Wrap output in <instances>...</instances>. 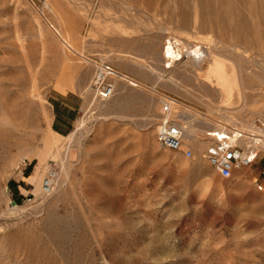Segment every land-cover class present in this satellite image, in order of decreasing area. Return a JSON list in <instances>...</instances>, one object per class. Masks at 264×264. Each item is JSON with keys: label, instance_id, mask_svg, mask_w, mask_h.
Listing matches in <instances>:
<instances>
[{"label": "rangeland", "instance_id": "1", "mask_svg": "<svg viewBox=\"0 0 264 264\" xmlns=\"http://www.w3.org/2000/svg\"><path fill=\"white\" fill-rule=\"evenodd\" d=\"M246 1L0 0V264H264V161L227 180L206 160L211 129L264 120V0ZM99 66L135 83L102 100ZM54 89L82 97L68 137ZM165 118L192 159L158 143Z\"/></svg>", "mask_w": 264, "mask_h": 264}, {"label": "built area", "instance_id": "2", "mask_svg": "<svg viewBox=\"0 0 264 264\" xmlns=\"http://www.w3.org/2000/svg\"><path fill=\"white\" fill-rule=\"evenodd\" d=\"M114 79L133 83L108 66H99L91 85V91L102 100L115 95ZM207 136L212 143L206 151V160L210 167L222 178L233 179L242 168L253 167L264 161V120L257 119L246 128L220 126L211 129ZM157 141L160 146L171 152L182 154L186 159L193 158L192 149L185 144V132L175 121L165 118L158 127ZM264 167V166H263ZM57 173L49 171L42 182L45 195L52 192ZM264 193V186L258 185Z\"/></svg>", "mask_w": 264, "mask_h": 264}, {"label": "crops", "instance_id": "3", "mask_svg": "<svg viewBox=\"0 0 264 264\" xmlns=\"http://www.w3.org/2000/svg\"><path fill=\"white\" fill-rule=\"evenodd\" d=\"M52 131L68 137L75 131L79 112L83 108L82 97L72 89H54L52 92Z\"/></svg>", "mask_w": 264, "mask_h": 264}, {"label": "bare ground", "instance_id": "4", "mask_svg": "<svg viewBox=\"0 0 264 264\" xmlns=\"http://www.w3.org/2000/svg\"><path fill=\"white\" fill-rule=\"evenodd\" d=\"M230 3V2H229ZM242 3L246 6V7H250V5H252V4H250L249 2H247L246 0H242ZM200 4H201V7L203 6V7H206V9H207V7H211L212 8V6H225L226 4H227V2H226V0H219L218 1V3H216V4H214L213 2H212V0H200ZM250 4V5H249ZM231 5H233V4H231ZM230 5V8L232 7ZM259 5V4H258ZM262 5V4H261ZM228 6V5H227ZM245 7V8H246ZM251 7H253V6H251ZM213 8H215V7H213ZM236 8V7H235ZM234 8V9H235ZM209 9V8H208ZM247 9V8H246ZM237 10V9H236ZM248 10H250L249 8H248ZM253 10V9H252ZM214 11V10H213ZM222 11V10H221ZM227 12V11H226ZM229 12H232L231 10L229 11ZM233 13H234V10H233ZM233 13H232V15H233ZM236 13V12H235ZM215 14H216V8H215ZM227 14V13H226ZM226 14H224V15H226ZM229 14V13H228ZM231 14V13H230ZM217 16V15H216ZM227 16V15H226ZM231 16V15H230ZM232 19V18H231ZM231 19H229L228 17H224L223 15H222V17L220 16V17H217V21L218 22H223L222 24V26L224 27L225 26V24L224 23H226V25H227V27H228V25L229 24H227L228 22H231L232 20ZM231 20V21H230ZM220 24V23H219ZM225 29H227L226 28V26H225ZM165 45H166V48H165V58L169 61V62H178V61H181L182 60V55H181V49H180V43L178 42V41H172V40H170V41H168L167 42V44L165 43ZM209 45H210V47L211 48H213V47H215V41L214 40H212V41H210L209 42ZM230 65L231 64H225L224 65V68H225V70H224V79H225V84H226V89H225V92H224V94H225V96H226V98H227V105H229V106H231V104H232V101H233V98H234V101H233V103L234 104H236L238 101H239V97H238V92H237V87H238V85H237V81L234 79V75H235V71L234 70H232L231 69V67H230ZM237 76V75H236ZM133 81V80H132ZM133 83H135L134 81H133ZM232 107V106H231ZM190 133H191V131H190ZM44 180V179H43ZM38 182L39 181V174H36L35 176L33 175V178H32V182ZM43 182V181H42ZM41 190H42V185H41ZM38 191H40V188H38L37 189V192ZM42 192H43V190H42Z\"/></svg>", "mask_w": 264, "mask_h": 264}, {"label": "water", "instance_id": "5", "mask_svg": "<svg viewBox=\"0 0 264 264\" xmlns=\"http://www.w3.org/2000/svg\"><path fill=\"white\" fill-rule=\"evenodd\" d=\"M13 206H16V203H13Z\"/></svg>", "mask_w": 264, "mask_h": 264}]
</instances>
